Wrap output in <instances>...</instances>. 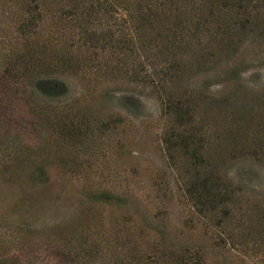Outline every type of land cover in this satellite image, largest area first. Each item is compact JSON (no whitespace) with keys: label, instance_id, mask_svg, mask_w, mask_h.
<instances>
[{"label":"rangeland","instance_id":"rangeland-1","mask_svg":"<svg viewBox=\"0 0 264 264\" xmlns=\"http://www.w3.org/2000/svg\"><path fill=\"white\" fill-rule=\"evenodd\" d=\"M234 37L227 51L213 43V50L222 51L204 58L192 89L212 118L205 133L231 128L237 119L243 140L248 134L261 140L264 35ZM64 79L66 86L54 96L37 87L30 97L0 72V254L55 264L54 232L73 225L72 234L96 232L112 243L118 238L125 245L117 250L127 255L186 249L190 264H264L263 144L243 143L234 151L222 137L224 149L210 150L225 155L223 169L243 186L226 204L234 216L222 229L199 215L184 194L191 161L170 157L164 137L175 121L164 115L156 92L123 78L91 88L82 76ZM31 106L40 119H33ZM88 115V126L79 124ZM74 128L87 137L71 134ZM103 192L114 198L99 200Z\"/></svg>","mask_w":264,"mask_h":264},{"label":"trees","instance_id":"trees-1","mask_svg":"<svg viewBox=\"0 0 264 264\" xmlns=\"http://www.w3.org/2000/svg\"><path fill=\"white\" fill-rule=\"evenodd\" d=\"M263 8L264 0H0V72L9 86L17 83L30 97L37 87L52 97L66 86L64 78L73 76H82L90 88L112 78L151 88L164 115L175 121L164 137L170 157L191 161L185 196L199 215L223 229L234 216L226 204L243 186L223 169L225 155L213 156L210 150L217 145L224 149L219 142L223 138L234 151L243 143L264 146V138L248 134L243 140L246 135L237 119L221 133H205L212 118L198 106L192 84L204 58L222 51L213 50V43L227 51L234 36L264 35ZM102 96L107 102L108 93ZM31 109L36 121L40 113L35 106ZM89 116L79 117L78 123L88 126ZM72 133L88 135L75 128ZM103 198L114 196L103 192L99 200ZM73 227L58 226L54 232L56 243L50 249L55 264H190L186 249L163 250L159 256L131 250L127 255L117 250V245H125L118 238L112 243L96 232L72 234L77 231ZM0 264L29 263L15 253L0 254Z\"/></svg>","mask_w":264,"mask_h":264}]
</instances>
